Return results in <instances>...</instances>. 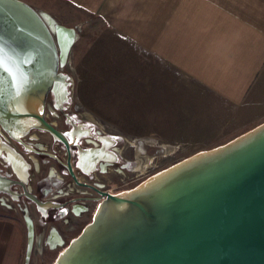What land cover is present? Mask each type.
Listing matches in <instances>:
<instances>
[{"label": "water", "instance_id": "water-1", "mask_svg": "<svg viewBox=\"0 0 264 264\" xmlns=\"http://www.w3.org/2000/svg\"><path fill=\"white\" fill-rule=\"evenodd\" d=\"M46 16L0 0V123L32 116L59 136L38 112L48 89L66 92ZM51 264H264V119L107 193Z\"/></svg>", "mask_w": 264, "mask_h": 264}, {"label": "rangeland", "instance_id": "rangeland-1", "mask_svg": "<svg viewBox=\"0 0 264 264\" xmlns=\"http://www.w3.org/2000/svg\"><path fill=\"white\" fill-rule=\"evenodd\" d=\"M23 1L41 12L48 8L46 18L73 28L74 40L58 67L71 102L88 120L130 144L147 169L141 180L264 119V68L238 105L217 101L193 84L194 96L167 102L164 95L181 96V87L178 92L177 86L157 84L169 72L148 64L140 45L127 49V40L113 34V26L101 16L78 11L63 0ZM5 213L9 226L3 227L0 219V264H23L27 230L12 212Z\"/></svg>", "mask_w": 264, "mask_h": 264}, {"label": "flooded vegetation", "instance_id": "flooded-vegetation-1", "mask_svg": "<svg viewBox=\"0 0 264 264\" xmlns=\"http://www.w3.org/2000/svg\"><path fill=\"white\" fill-rule=\"evenodd\" d=\"M38 109L59 136L32 116L0 123V219L9 226L5 212H12L25 231L31 226L26 264L52 262L107 193L131 188L147 171L130 144L88 120L67 90L58 100L48 89Z\"/></svg>", "mask_w": 264, "mask_h": 264}, {"label": "crops", "instance_id": "crops-1", "mask_svg": "<svg viewBox=\"0 0 264 264\" xmlns=\"http://www.w3.org/2000/svg\"><path fill=\"white\" fill-rule=\"evenodd\" d=\"M63 1L101 16L127 49L140 45L147 63L169 72L157 84L181 87V96L164 95L167 102L194 96L193 84L238 105L264 68V0Z\"/></svg>", "mask_w": 264, "mask_h": 264}, {"label": "bare ground", "instance_id": "bare-ground-1", "mask_svg": "<svg viewBox=\"0 0 264 264\" xmlns=\"http://www.w3.org/2000/svg\"><path fill=\"white\" fill-rule=\"evenodd\" d=\"M47 20L56 33L58 45L60 48V60L61 62H63L66 58L67 50L74 40L73 30L63 25L57 24L56 22H54L53 20H49L48 18Z\"/></svg>", "mask_w": 264, "mask_h": 264}, {"label": "snow or ice", "instance_id": "snow-or-ice-1", "mask_svg": "<svg viewBox=\"0 0 264 264\" xmlns=\"http://www.w3.org/2000/svg\"><path fill=\"white\" fill-rule=\"evenodd\" d=\"M0 67H2V62H0Z\"/></svg>", "mask_w": 264, "mask_h": 264}]
</instances>
